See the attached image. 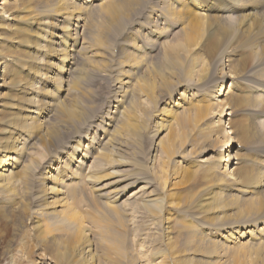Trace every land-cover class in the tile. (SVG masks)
<instances>
[{"label":"bare ground","instance_id":"1","mask_svg":"<svg viewBox=\"0 0 264 264\" xmlns=\"http://www.w3.org/2000/svg\"><path fill=\"white\" fill-rule=\"evenodd\" d=\"M0 1L2 4L0 11L8 13L18 24L17 27L10 28L9 35L18 42H24L28 49L23 48L26 51L19 52L8 48L0 50V81H2L0 86L7 85L12 90L11 95L7 96L8 102L0 103V126L5 132V135L0 136V208L4 209V212L0 213L1 218L13 222L20 212L28 213V218L37 222L34 227L37 229L39 241L44 245L49 244L50 255L57 264H107L111 262L112 254L117 257L114 264H121L122 256L125 254L123 253L125 249L122 250L125 234L110 232L103 240L106 246L101 248L102 246L98 245L102 255H97L95 249L97 246L88 236L87 228L70 205L65 204V197L61 198V195L65 188L75 183V180L88 183L101 216L104 219L116 217L122 225L119 227L124 229L126 224L124 214L118 209L119 205L114 204V200L124 196L123 186L128 185L131 188L139 183L142 185L141 189L144 187L153 189L148 196L140 198L139 205L148 212L151 219L157 214L159 224H161L159 213L164 211L165 203L175 207L186 206L188 210L185 213L200 218L202 224H207L206 234L193 226L186 225L185 230L179 229V235L174 237L172 234L175 227L169 224L172 218H166L163 235L168 252L166 253L163 247V250L158 252L160 256L164 255V261L168 264H217L212 257L216 258L222 248H228L229 244L236 243L247 235L257 239L264 236L262 230L264 229V158L256 162L261 171L244 169L239 175V170L230 169L235 159L230 153L233 149L232 143L235 141L230 136V131L228 133L226 130L228 127L224 126L226 123L224 117L232 113L226 112L231 105L222 102V99L217 100L228 92V89L223 87L224 83L226 84L225 78L231 72L237 71L222 72L221 83L215 80L216 85L214 84L213 89L207 93V96L214 100L205 105H195L189 109L190 111L182 113V119L177 120L176 124L164 125L160 120L153 121L155 128L150 131V136L154 139L153 142L147 141L146 145L148 149L151 147L153 150L149 163L153 164L156 159L160 162L159 170H154L159 181V192L156 191L151 179L139 178L138 175L129 178L131 173L119 168L111 167L103 172L83 173L86 160L92 156L94 159L106 162L109 154H113L117 166L130 165L131 160H127L125 156L127 147L120 142L118 135L126 130L135 132L138 129L137 134L145 130L148 127L149 113L146 112V118L140 125L133 121L136 114L130 104L134 102L135 86L130 88L132 83L126 74L127 71L119 70L122 76L118 81L115 80L114 85L112 84L111 102L106 104L103 114H90L94 105L87 100L86 89L83 87L86 76L84 78L82 67L76 61L80 59L87 62L88 57L81 51L78 52L76 48L82 38V44L91 43L95 33L88 31L81 36L77 28L84 27L90 30L94 27L88 19L91 18L94 9H98L96 14H102L106 20L101 24L103 36L113 37V34L124 29L133 15L138 14L137 11L142 7L144 0H108L107 2L101 0L98 3L94 0ZM177 1L174 0V3ZM221 1L225 2L223 6L216 7L215 0H208L202 5L205 10L217 11L220 13L219 16L215 14L202 16L203 18L198 19L196 25L190 28L194 30L183 33L182 39L178 42H171L173 44L165 42L162 60H168L171 65L177 66H171L167 62L171 72L174 68L178 70L179 78L173 80L170 76L172 73H160L161 83L155 86L157 84L155 81L143 84L142 77L141 79L139 77L136 86L140 87L153 103V111L156 110L157 102L180 106L178 99L182 94L187 93L179 92L177 89L182 86L181 74L185 65L186 78L194 83L190 84L192 89L198 90L197 87L201 88L202 85L207 84L206 79L211 69L200 62L197 53L194 52L203 43V35L198 32L202 28L205 32L216 36H219L218 30L231 36L234 32L245 35L246 44L252 50L253 61L251 75L254 78L249 84V89L255 93L250 95L251 99L247 102L248 105L254 106L255 110L260 108L264 112V0L256 4L259 8L262 6L263 10L258 17L253 14L234 15L241 9L247 8L248 5L242 3V0ZM32 2L37 5H31ZM157 2L163 5L165 3L162 0H156L154 3ZM163 5H158L156 8L151 5L144 10V13H147L145 16L150 17L151 22L148 20L149 25L147 23L148 26H144L146 32L142 34L143 36L151 34L153 37L156 34L158 39L162 36L155 22H158L160 12L164 14L166 11L163 10ZM157 8L161 11L159 12ZM172 8L168 7L167 11H172ZM21 10L22 15H14ZM2 19L4 17L0 12V21ZM216 21L220 25L218 24L214 30ZM127 46L134 50L132 43ZM176 49H180L179 56L169 59L170 54ZM168 51H171L169 55ZM224 52L226 51L222 50L218 56ZM125 58L128 62H140L134 52L128 51ZM89 64L92 66L91 61ZM157 66L152 69V73L156 71ZM204 69L207 71L201 72ZM195 76H198V79H194ZM218 84L220 88L215 90ZM69 89L74 90L77 95H72L71 98L61 96L62 92L68 94ZM164 95H167V98H164ZM177 95H179L177 101L172 100ZM128 97H130L129 104L124 105ZM64 99L70 102L66 103ZM162 109L163 106L159 111ZM46 114L53 115L49 123H44L42 120ZM260 124L253 125L241 141L264 140V125ZM87 129L93 132L89 138L86 137L87 133H83L88 131ZM82 140H87L86 144H83ZM65 147L68 149L65 150ZM212 151H214L213 157L206 159L204 156ZM180 161L184 162V165L203 163L202 176L209 175L204 178L209 180L199 184L200 188L193 192L178 194L176 187L185 185L195 176L193 172L181 167ZM140 165L138 161V166ZM138 170L141 172V169ZM104 178H107V182L100 186ZM244 185H247L245 189L240 188ZM232 190L244 191L246 194H255L257 190L260 192L253 197L241 198L236 192H230ZM232 208H235V211L229 212ZM48 215L54 219L63 218L74 228L65 235L54 234L52 233L54 228L40 222ZM98 222L101 226L109 223L106 219ZM176 227H179V224H176ZM207 234L211 237L209 238ZM218 237L224 239L226 245L217 243ZM231 259L230 264L235 262L264 264V242L237 247Z\"/></svg>","mask_w":264,"mask_h":264},{"label":"rangeland","instance_id":"2","mask_svg":"<svg viewBox=\"0 0 264 264\" xmlns=\"http://www.w3.org/2000/svg\"><path fill=\"white\" fill-rule=\"evenodd\" d=\"M21 1L25 0H20L19 2ZM99 1L101 0H94V2L96 3H98ZM107 1L108 0H106V2ZM164 1L165 3L163 5L162 3L158 2V4L154 3L156 2V0H144L142 7H140L137 11L138 14L133 15L131 19L127 22L125 27H123L124 29H122L117 34H113V37L107 38L103 36V28L101 24L105 23L106 20H104L102 14H96L98 9H94L91 18L88 19L94 27H92L90 30H87L84 27L77 28L78 33L81 36L84 35V32L88 31H92L95 33V37L91 41V43L86 44L85 42H83L82 44L83 38L81 37L82 39H80L79 45L76 48L78 52L81 51L88 57L87 62H84L80 59H77L76 61L80 65V67H82V74L84 78L86 76V80L85 83H83V87L86 89V97H88L87 100H90L92 105H94V109L90 112V114H103V112L105 111L104 109L106 104L111 102V90H113V85L116 83L115 80L118 81L122 76L121 71L119 70L127 71L126 74L132 83V86L130 85V88H132L133 85L135 86L133 94L134 102L130 104L134 107V111L136 114L135 119L133 121L140 125L142 121L146 118V112L149 113L148 127H146L145 130H142L139 134H137L138 129L135 130V132H128V130H126L122 132L121 135H118V139L120 140V142L127 147L125 154L127 158H125L127 160H131V162H129L130 165L126 167L117 166L113 154H109L106 162L94 159V156H92V158L86 160V164L82 169L83 173L87 171L88 173L103 172L110 169L111 167L119 168L125 170V172H130L131 174H129V178H134L136 177V175H138L139 178L142 177L146 180L151 179L154 186H156V191L159 192V181L156 177L157 175L155 171L159 170L160 162L156 159L153 164L149 163V157L153 150L151 149V147L148 149V145H146L147 141L153 142L154 139H152V137L150 136V131L155 128L153 127V121L160 120V122L164 125H168L171 123L176 124L177 120L182 119V113L190 111V108L194 107L195 105H205L208 104L210 101H213L214 99H210L209 96H207V93H209L211 89H213L215 80L219 81L218 83H221L223 79L220 78L222 76V72L228 71V73H230L229 71L231 70L237 72H231L232 74H228L229 77L227 76L225 78L226 84L224 83L223 87L225 86L226 89H228V92L224 96H220L217 98V100L220 101L222 99V102L225 101L227 103H230L231 105L230 108L226 110V112L232 113L224 117V120H226L224 126L228 127L226 128V130L228 131V133L230 131V136L235 141L232 143L233 149L232 152H230L232 156H235V159L234 164L230 167V169L234 168L239 170V175L244 172V169H249V171H252L253 169L261 171V169L258 168L257 163L258 160L264 158V155H262L264 154V140H251L245 142L241 141V138L244 137L246 133H249L253 125H258L259 123L264 125L263 110L260 108L255 110L256 108L254 106L248 105L247 102L248 99H251L250 95H255V93L251 92V90L249 89V84H251L254 78V76L251 75V67L253 61L252 50L248 47L249 45L246 44L244 34L234 32L232 34V36L234 35L232 38L231 35L224 34L221 30H218L219 36H216L213 33L209 34V32H205L202 28L198 30V32L202 33L201 35H203V43L202 45H200L201 48L200 46H198L194 52L195 54L197 53L196 55L198 56L200 62H202L203 64L205 63L208 68L210 67L211 73L206 79L208 82L207 84H205V86L202 85L201 88L197 87L199 88L198 90L192 89L190 84L194 83H191V81L189 82L187 80L186 65L183 67L180 84L182 86L177 89L179 90V92L186 91L187 93L182 94V96L178 99L180 106H175L171 103L166 102H157V104L155 105L156 110L153 111V103L147 98L144 91L140 87L136 86L139 77L140 79L142 77L143 84H146L150 81H155L157 83L155 84V86H159L161 83L160 73H172L170 76H172L171 78L173 80H175V78H179L180 73L178 72V70L174 68L171 72L169 70L171 64L168 62V60H162L164 45L166 43H176L180 39H182L184 35L183 33L192 32L194 29L190 28H192L193 25H196L198 19L207 17L209 15L213 16L214 14L215 16L220 15V13L213 9L205 10L204 7H202V5H205L208 0H193L194 2L191 0H178L176 3H174V0H162V2ZM195 1L198 6L196 5ZM258 1L261 0H242V3L248 5L246 6L247 8L241 9L240 11L234 13V15L238 16L245 14H253L257 17L261 16V11L263 10L262 6L261 8L256 6V4H258ZM224 4L225 2H222L221 0H215L216 7L223 6ZM31 5L37 4L35 2H32ZM151 5H154L155 8L158 5H163V10H166L165 13L162 14V11L157 8L159 12L161 11L160 17L157 18L158 22H155L156 24H158L157 26L162 32V36H160V39L156 38V34H154L153 37L151 36V34H145L144 36L142 35L146 32L144 30V26L149 25L148 20L149 22H151L150 17L148 18L147 16H145V14L147 13H144V10L148 9V7H150ZM1 6L2 4L0 1V7ZM168 7H173V10L167 11ZM0 12L4 17V19L0 21V50H2L3 48H8L15 51L17 50L18 52L28 50L27 47H25L24 42H18L16 41L17 39L15 40L14 38H11V35H9L10 28L17 27L18 25L16 19L12 20V16H10L8 13L3 12L2 10ZM21 12L22 10L17 11L14 15H22L23 13ZM217 22L218 21L214 23V30L219 24ZM142 25L143 27H140ZM1 27H3V29H1ZM4 31L6 33H4ZM137 35L140 37H137ZM237 41H239V43ZM243 41L245 42V44ZM131 43L134 46V50L127 46V44ZM206 43H208V45ZM82 45H84L83 48ZM23 48H25L26 50ZM198 48H200V50H198ZM222 50L226 52L218 56V54ZM128 51L134 52V55L139 58L138 60L140 62H128L127 58H125ZM170 53L171 51H168V55ZM179 54L180 49H176L170 54L169 59L178 57ZM90 61L92 63V66L95 65V67L90 66ZM155 65L158 66L156 68V71L152 73V69H155ZM207 69H204L201 72H205L207 71ZM193 78L198 79V76H195ZM1 83L2 81H0V84ZM244 83L246 84V86H243L245 85ZM219 86L220 85L218 84V86L215 87V90ZM11 93L12 90L9 89L7 85L2 87L0 86V103H7V96L11 95ZM62 95L65 98H71L72 95L76 96L77 93L74 90L69 89L68 94L62 92L61 96ZM178 96L179 95L172 98V100L177 101ZM164 98H167V95H164ZM64 100L67 101L66 103L70 102V100L68 99ZM129 100L130 97L126 99L124 105H128ZM162 106L163 109L159 111V108ZM231 107L234 112L231 110ZM260 112L262 113L259 114ZM52 118L53 115L46 114L44 115V117H42V120L44 123H49ZM87 130L88 131L83 130L86 131L83 133H87L86 137L89 138V136H91L93 132L89 131L90 129ZM3 135H5V132H3L0 126V136ZM82 141L83 144H86L87 142V140ZM67 149L68 147H65V150ZM157 155H159V152H157ZM213 155L214 151L209 152L204 157H206L207 159L209 157H213ZM174 159L176 160L177 158ZM138 161L141 163L140 166H138ZM201 164L198 162L188 164L186 163L184 165V162H179V165L181 167L193 172L195 176L191 177L185 185L176 187V192L178 194H182L183 192H193L200 188L198 186L199 184L203 183L206 180H209L204 179L209 175L202 176L201 171L203 170V168ZM138 169H141V172ZM107 178H104L105 180L100 182V186L107 182ZM74 182L73 185L64 189L61 198L62 196L65 197V204L70 205V208L73 209L74 212L77 214L81 223L87 228L86 232L88 233V236L92 238V240H94V245L97 246L95 247L96 253L99 256L102 255V250L99 247L102 246L101 248H104L106 246L103 240L108 236L110 232L117 231L124 233V237L126 238H124V247L122 248V250L125 249L123 250V253L125 254L124 256H122L123 259L121 264H168L166 263V261H164V255L160 256V253L158 252L159 250L162 251L163 248L166 251V246L164 243L165 235H163V233L165 234L164 222H166L167 217L172 218V221L169 224L175 227L172 234L174 237L178 236L179 229L183 230L186 225H190L191 227L193 226V228L199 229L203 232V234L205 232V225L207 224L204 225L202 224V220L200 218L198 219L188 213H185L188 210L186 206L175 207L173 205H166L165 203L163 207L164 211L159 213V219L161 220V224L158 223L157 214L156 216L152 217L153 219H151L148 212L139 205V200L142 196H148L150 193H152L153 189H148L146 187L141 189L142 185L139 183H137L136 186H133L131 188H129L130 186L128 185L123 186L125 191L124 196L120 197L118 200H114V204L119 205L118 209H120L121 212L124 214L126 223L124 229L120 228L122 225L118 222V219H116V217H110V219H107L105 217V219L109 223L108 225L106 223V226H101L98 220L105 221V219L103 216H101L97 208L94 199V193H92L91 186L88 183L79 179L75 180ZM245 186L247 187V185H244L240 188L245 189ZM230 192L235 193L236 191L232 190ZM259 192L260 191L257 190L255 194H246L244 191L236 193L237 196L245 198L246 196L253 197L259 194ZM165 198L167 199V197ZM234 211L235 208H232L229 212ZM2 212H4V209L0 208V213ZM1 216L2 215L0 214V264H57L50 255L51 250L48 248L49 244L46 243L44 245L42 242L39 241V236H37V229H35L34 227L35 225H37V222H33V220L28 218V213L20 212L14 218L13 222H8L3 217L1 218ZM40 222L46 223L51 228H54L52 232L54 234L65 235L70 233L72 231V228H74L72 224H70L63 218L54 219L50 215L42 218ZM176 224H179V227H176ZM259 226L262 227V225ZM262 230L264 231V229ZM162 235L164 237H162ZM207 236L209 238L211 237V235L208 234ZM220 238L221 237L217 238V243L221 245H226L224 239ZM257 240L258 242H264V236L262 235L261 239H257L255 237L247 235L246 237L240 238L236 243L229 244L228 248H222V251L219 250V257L216 256V258H212L217 261V264H230L232 263L231 258L235 254L237 247L244 246V244L251 245L258 243ZM95 242H97L98 244H96ZM110 242L111 241H109V244ZM180 244H182V242H180ZM98 245L100 246L98 247ZM167 252L168 250L166 251V253ZM112 255L113 257L111 262L109 261L107 264H114V260L117 257L114 254ZM235 264L241 263L235 262Z\"/></svg>","mask_w":264,"mask_h":264}]
</instances>
